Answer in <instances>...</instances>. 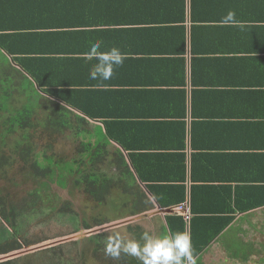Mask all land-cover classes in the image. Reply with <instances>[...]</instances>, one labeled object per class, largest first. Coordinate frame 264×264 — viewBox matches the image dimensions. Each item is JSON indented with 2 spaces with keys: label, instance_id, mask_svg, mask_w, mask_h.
Here are the masks:
<instances>
[{
  "label": "crops",
  "instance_id": "crops-1",
  "mask_svg": "<svg viewBox=\"0 0 264 264\" xmlns=\"http://www.w3.org/2000/svg\"><path fill=\"white\" fill-rule=\"evenodd\" d=\"M59 2L0 3V34L8 47L0 48V67L6 61L10 70L24 72L16 59L36 58L43 80H78L88 83L69 87L105 90L98 105L113 115L129 146L111 140L109 150H120L130 168L128 153L135 154L149 177H160L149 184L182 182L188 208L193 184H264L253 181L264 177V0H173L156 8L151 0H101L100 11L112 22L96 26L89 24L95 8L88 0ZM79 7L87 17L73 16ZM229 12L240 26L222 23ZM96 40L102 50L117 47L127 56L108 81L90 79L95 61L80 55ZM53 63L58 70L48 73ZM136 182L156 208L147 183ZM156 214L164 225L166 214ZM263 219L264 206L235 213L231 226Z\"/></svg>",
  "mask_w": 264,
  "mask_h": 264
},
{
  "label": "trees",
  "instance_id": "trees-1",
  "mask_svg": "<svg viewBox=\"0 0 264 264\" xmlns=\"http://www.w3.org/2000/svg\"><path fill=\"white\" fill-rule=\"evenodd\" d=\"M8 1L12 0H0V3ZM109 1L113 3L112 0ZM172 1L151 0L152 4L155 2V8L158 5L163 7L173 4ZM72 2L73 0H63L56 5L65 6ZM81 3L84 5L87 1ZM88 3L93 4L95 8L89 24L109 25L112 22L111 15H105L100 11L103 9L101 0H88ZM73 16L87 17L86 9L79 7ZM157 20L160 23L166 21ZM5 35L0 34V48L8 51L2 39ZM66 59L72 61L76 58ZM16 60L23 61L21 66L24 72L10 70V65L7 67L6 61L5 65L0 67L8 81L12 83L11 89L6 90L1 97L7 104H11L13 96H17L15 97L17 100H24L18 108L14 106L15 110L11 112L4 111L0 106V182L9 185L5 188L0 187V256L9 255L24 246L39 242L23 236V226L25 221L40 212L49 211L51 215L66 217L74 223L77 221L72 202L59 197V192L53 188L54 186L67 189L70 195L80 191L94 208L108 205L110 210L112 209L113 215L110 218L93 215L91 222L81 220L85 229H90L92 225H102L115 216H135L153 209L154 205L145 193L136 190V186L138 187L136 178L147 183L146 188L150 190L160 208H174L185 202L187 194L182 182L149 184L154 182L148 181H156L160 177H149V173L140 166V159H137L135 154L128 153L132 167L130 168L120 150H109L111 140L123 148L129 146L119 138L113 115L109 110L102 111L98 105L105 90L69 87L88 83L78 80L59 78L43 80L41 75L45 73L41 72L36 58ZM55 65L53 63L50 66L48 73L58 70V66ZM22 80L27 82L26 87L22 88ZM17 89L21 91L17 92ZM90 120L102 123L104 130L92 126ZM62 137H71L76 141L74 155L69 158L55 150L58 140ZM43 139H46V142L40 146L39 143ZM146 162L148 163V159ZM192 179L195 180L194 175ZM254 180L256 182L264 180V177L253 178ZM122 195L125 198L121 209L116 208L117 205L112 207L109 202L115 197L116 200L121 199ZM263 206V183L234 186L193 184L189 193V219L185 220L175 212L166 214L165 224L160 227L159 235L175 231L186 232L188 222V234L191 236L197 264H203L202 254L228 229L235 213H246ZM126 229L132 239H139L142 232L148 231L139 224H129ZM106 240L105 232L91 236L88 241L93 243L94 247L88 255L82 252L77 263L72 259L70 261L65 259L61 246H52L0 261V264H139L135 258L124 254L119 258L106 255ZM242 254H244L242 260H245L247 255L243 252Z\"/></svg>",
  "mask_w": 264,
  "mask_h": 264
},
{
  "label": "rangeland",
  "instance_id": "rangeland-1",
  "mask_svg": "<svg viewBox=\"0 0 264 264\" xmlns=\"http://www.w3.org/2000/svg\"><path fill=\"white\" fill-rule=\"evenodd\" d=\"M0 82L1 109L9 112L14 111V106L18 108L24 100H17L15 99L17 96H13L11 104H7L1 97L4 92L10 90V86H12V83L8 81L7 76L3 73L2 68H0ZM21 85L22 88L26 87L27 82L22 80ZM19 91L21 90L17 89V92ZM5 104H7L8 107ZM45 142L46 139H43L39 143L40 146H43ZM75 144L76 141L71 137H62L58 140L55 150L58 154L69 158L74 155ZM4 184L6 183L0 182V187L5 188L9 186L8 184ZM53 188L59 192V197L72 202L73 209L76 212L77 221L74 223L66 217L55 214L51 215L49 211L46 213L40 212L36 216L31 217L28 221H25L23 226V236L29 238V240L39 242L30 246H24L19 251L11 253L17 254L13 258L31 254L46 247L61 246V251H63L62 254L65 259L69 261L72 259L77 263L82 252L88 255L94 247L93 243L88 241L91 236L105 232L107 237L113 234H119L124 239H130L131 236L126 229V226L129 224H139L144 229L148 230L153 236H159L160 226L163 225V215L156 214L155 212L157 209L155 207L146 212L149 215L145 218H138L130 222H124L138 215L127 217L115 216L102 225H92L93 227L90 229H85L82 227L81 220L84 219L86 222H91L93 215H98L99 218H102L103 216L110 218L111 215H113L112 209L110 210L108 205L106 207L102 206L94 208L92 203L89 202L80 191H75L70 195L67 189H59L56 186ZM121 197L122 198L118 200H116V197L114 200H111L109 202L111 203V206L113 207V205H117L116 208L121 209V204L125 196L122 195ZM119 212L121 213V211ZM60 240L65 241L57 244L55 243ZM217 240V244L210 246L202 254L203 264H264V224L230 225ZM26 250L31 251L28 252ZM242 252L247 255L245 260H242V256L244 255ZM2 257L4 256H0V258Z\"/></svg>",
  "mask_w": 264,
  "mask_h": 264
},
{
  "label": "clouds",
  "instance_id": "clouds-1",
  "mask_svg": "<svg viewBox=\"0 0 264 264\" xmlns=\"http://www.w3.org/2000/svg\"><path fill=\"white\" fill-rule=\"evenodd\" d=\"M222 23L240 26L234 12H229ZM102 44L101 40H96L80 54L85 61H95L89 69V78L101 82L110 80L114 70L127 58L117 47L102 50ZM105 253L113 258L124 254L135 258L139 264H197L191 236L184 231L159 236L144 231L139 239H124L113 234L107 237Z\"/></svg>",
  "mask_w": 264,
  "mask_h": 264
},
{
  "label": "water",
  "instance_id": "water-1",
  "mask_svg": "<svg viewBox=\"0 0 264 264\" xmlns=\"http://www.w3.org/2000/svg\"><path fill=\"white\" fill-rule=\"evenodd\" d=\"M156 205V212L155 213H163V214H172L174 212V209L173 208H160L157 204ZM187 205H188V202H187ZM149 214H147L146 212L142 213V214H139L138 216H135V217H132L124 222H130V221H133V220H136L138 218H145V217H148ZM187 226H186V232L188 233V222H186ZM62 241H65V240H60L58 242H55L56 244L57 243H60ZM26 251H31V250H26ZM24 251V252H26ZM24 252H21V253H24ZM17 254H11V255H5L4 257L0 258V261H3V260H7V259H11L13 258L14 256H16Z\"/></svg>",
  "mask_w": 264,
  "mask_h": 264
},
{
  "label": "built area",
  "instance_id": "built-area-1",
  "mask_svg": "<svg viewBox=\"0 0 264 264\" xmlns=\"http://www.w3.org/2000/svg\"><path fill=\"white\" fill-rule=\"evenodd\" d=\"M174 212L177 213L178 215H181L185 220H188L190 217V211L188 208V205L185 203L179 204L175 206Z\"/></svg>",
  "mask_w": 264,
  "mask_h": 264
},
{
  "label": "flooded vegetation",
  "instance_id": "flooded-vegetation-1",
  "mask_svg": "<svg viewBox=\"0 0 264 264\" xmlns=\"http://www.w3.org/2000/svg\"><path fill=\"white\" fill-rule=\"evenodd\" d=\"M52 247V246H51ZM47 248V247H46ZM46 248H43V249H46ZM48 248H50V247H48Z\"/></svg>",
  "mask_w": 264,
  "mask_h": 264
}]
</instances>
